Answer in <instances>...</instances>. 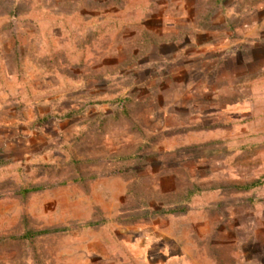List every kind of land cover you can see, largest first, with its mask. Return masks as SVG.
<instances>
[{"label":"rangeland","instance_id":"1","mask_svg":"<svg viewBox=\"0 0 264 264\" xmlns=\"http://www.w3.org/2000/svg\"><path fill=\"white\" fill-rule=\"evenodd\" d=\"M0 264H264V0H0Z\"/></svg>","mask_w":264,"mask_h":264},{"label":"trees","instance_id":"2","mask_svg":"<svg viewBox=\"0 0 264 264\" xmlns=\"http://www.w3.org/2000/svg\"><path fill=\"white\" fill-rule=\"evenodd\" d=\"M31 190H33V191H34L35 189H31ZM29 191H30V190H29ZM26 192H28V190H26ZM38 234H41V233H37L36 235H38Z\"/></svg>","mask_w":264,"mask_h":264}]
</instances>
